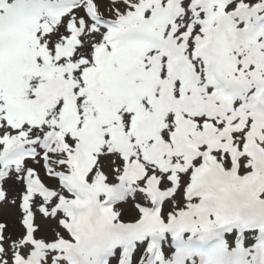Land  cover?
Instances as JSON below:
<instances>
[{
	"label": "snow or ice",
	"instance_id": "obj_1",
	"mask_svg": "<svg viewBox=\"0 0 264 264\" xmlns=\"http://www.w3.org/2000/svg\"><path fill=\"white\" fill-rule=\"evenodd\" d=\"M0 264H264V0H0Z\"/></svg>",
	"mask_w": 264,
	"mask_h": 264
}]
</instances>
